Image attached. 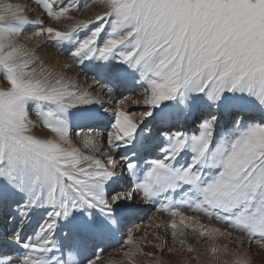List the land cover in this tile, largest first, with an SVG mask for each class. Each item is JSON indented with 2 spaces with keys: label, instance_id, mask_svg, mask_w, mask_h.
<instances>
[{
  "label": "snow or ice",
  "instance_id": "snow-or-ice-1",
  "mask_svg": "<svg viewBox=\"0 0 264 264\" xmlns=\"http://www.w3.org/2000/svg\"><path fill=\"white\" fill-rule=\"evenodd\" d=\"M94 2L99 11L78 19L88 3L34 0V19L31 3L0 0V264H190L181 253H197L195 264H255L264 258V0ZM36 38L72 63L46 66ZM74 67L109 91L141 90V99L122 96L139 114L113 109L107 153L92 128L73 143L79 121L107 111L68 75ZM188 120L195 130H171ZM150 125L163 141L141 166L156 139ZM149 204L171 218V243L128 235L121 259L105 260L98 242ZM190 234L209 242L207 261ZM225 237L234 249L216 243Z\"/></svg>",
  "mask_w": 264,
  "mask_h": 264
},
{
  "label": "rangeland",
  "instance_id": "rangeland-1",
  "mask_svg": "<svg viewBox=\"0 0 264 264\" xmlns=\"http://www.w3.org/2000/svg\"><path fill=\"white\" fill-rule=\"evenodd\" d=\"M70 1L71 0H69V2ZM85 3H88V7H82L79 12L74 13V15L78 19L79 18H90V17L94 16L97 11H99L94 0H92V2H89V0H81L79 5H83ZM29 15H32V17L34 19L40 16L39 11L38 12L36 11V13L34 15H33V13H29ZM53 23H55V22H53ZM62 23L63 22H61V24ZM32 35H33V31L31 29L25 33L26 37H31ZM31 47H33L37 50L38 55H40L43 58L44 64L46 66L55 65V66L59 67V66H62L64 64H67L68 62L72 63L67 52H61L58 49H56L55 47H52L50 45V43L48 41L44 40L43 38H36L35 40H33L31 42ZM75 68L82 70V72H84L83 74L88 79L87 82L88 81H90V82L96 81L95 83L98 85L97 87H100V85H101V88H102V86L108 87V85L103 80H94L93 74L90 71H88L87 69H81L79 67H74V69ZM68 75L80 87L85 88V89L91 91L94 95H96V93H95L96 86L94 87L92 85H87L85 82L83 83V81H81V77L76 78L74 76V74H72V72H69ZM7 86H8L7 83L3 80L2 77H0V88L7 87ZM112 93L117 94L118 98L113 99L112 101L104 100V108H107L106 112L103 111V109H101L100 114H99V118L79 121L77 123V129H84V133H82V135L87 134V130L89 128H92L96 131L102 130L105 133L107 131H109L108 128H110L109 126L112 125V123L114 121V116H113V109L114 108L124 107V108H127L129 111L136 112L137 114H139V112L143 111V108L141 106H138V105L132 103L130 100L122 99V96H128V95H130L133 100L141 99V90L138 89L135 92H130L127 88H119L116 91H111V94ZM34 118H35V115H33V119ZM181 125H182V122L177 123L174 125V127H171V130L172 131L180 130V131H184L187 133V132L195 130V128H196V123L194 122V120H188V122L186 124L187 126L184 128L181 127ZM150 127H153V132L151 133V135L156 137L157 140L155 139V143L150 147L151 149L149 152H146L144 150L140 151L139 163L141 166H143L146 159L154 158V156L157 154V145H159L163 141V137L157 135L159 132V128L151 126V125H150ZM37 134L43 137V136H47L48 132L45 129H39V130H37ZM146 135H147V133H146ZM80 139H81V137L76 136L75 131H74L73 143L75 146H77V147L82 146L80 143ZM104 141H105V137H103V142ZM123 151L124 150L121 149V152H123ZM118 158H120V153H119ZM177 199H179V197H177ZM146 206H147V211H146L147 212V218L145 219V217H144L143 220L144 219H145L144 221H149V220L152 221L153 220L152 223L150 224V226L145 227V228H143V229H141L135 233H131V231H129L132 229L133 226L138 224L140 221L142 222V217H140L142 211H139V213L136 212L131 217L129 216L127 219H125L123 221L122 228H121V231L119 233H117L115 236H111L109 238H106L102 242H98L100 244V248L103 249L102 256L105 260H107L110 257L114 258L117 261H119L121 259V257L117 254L119 253L120 248L122 246V241H124L128 235H134L138 241H143L144 243H147V242L163 243L165 240H167L169 242V244L171 243V228L166 226L167 222L171 218L166 213H161L157 210L159 208V204H157V205L149 204ZM146 206H144V208ZM185 214L186 215H196L201 223H204L206 225L219 227L222 231H224L226 233L231 232L233 237L239 236V233H236L232 229L227 228L225 225H223V224H221L215 220H209L208 218H206L202 215L192 213V212H186ZM40 219H41V217L39 215L36 216V219L33 221L32 226L30 228H28V230H27V235L30 236L32 234L33 230L36 228V225L40 221ZM176 219L179 220V217H177ZM186 231H188L190 233V229H188ZM157 234L160 236V240H158V241L154 239V236ZM56 238L58 240L62 239V234L57 233ZM240 238L246 239V237H240ZM188 243L192 244L193 247L197 248L198 254L201 256L202 260L207 261L210 258V253L208 251L209 242H207L206 238L200 239L199 243H197V240H196L194 234H190L189 238H188ZM216 243L220 246H224L225 244H227L230 249H234V245L232 244L231 240L228 237L218 239L216 241ZM150 250H151L150 247H145V251H150ZM92 251H93V245L91 243H89L87 255H91ZM195 254H197V253H193V254L181 253L177 256V259H181V260L182 259H189L190 264H195V262L191 261V259H190L191 256L195 255ZM137 259H139V258H137ZM101 264H102V262H101ZM145 264H148L147 260H145ZM255 264H264V258H257L255 260Z\"/></svg>",
  "mask_w": 264,
  "mask_h": 264
},
{
  "label": "bare ground",
  "instance_id": "bare-ground-1",
  "mask_svg": "<svg viewBox=\"0 0 264 264\" xmlns=\"http://www.w3.org/2000/svg\"><path fill=\"white\" fill-rule=\"evenodd\" d=\"M19 2H21V3H23V4H32V7H34V8H36L37 10V12L39 11L38 10V6L34 3V0H19ZM71 3H74V4H76V5H79L80 4V2H81V0H71L70 1ZM36 13V12H35ZM39 14L40 15H42V13H40V11H39ZM37 15V14H36ZM64 54V53H63ZM68 60V59H67ZM68 63H70V62H68ZM72 74H74V76L76 77V78H80L81 77V81H83V83L85 82L87 85H92V86H96V89H95V93H96V95H99V96H102L103 97V99L104 100H106V101H112L113 99H116V98H118V95L117 94H111V91H109L108 90V87L107 86H102V88H101V85H100V87H97L98 85L95 83V82H90V81H88L87 82V78H86V76L83 74L84 72H82V70H79V69H77V68H73L72 69ZM86 79V80H85ZM91 79V78H90ZM92 80V79H91ZM98 83V82H97ZM104 85V84H103ZM127 102V101H126ZM35 119V118H34ZM107 122V121H106ZM114 122V121H113ZM188 122V121H187ZM187 122H182V125H181V127H186L187 125ZM112 125H110L109 127L110 128H108L109 129V131H107L106 133L104 132V131H102V130H94V132H93V135H95V134H99V138H100V143L102 144V145H104V151H105V153H107L109 150H108V148H107V146H106V139H107V137H108V135L110 134V132L112 131V127H111ZM172 127H174V126H172ZM84 133V132H83ZM85 135H87V134H85ZM82 136L83 135H81L80 137H81V139H80V143H81V145H82ZM79 137V136H78ZM103 137H105V141L103 142ZM159 139V138H158ZM157 140V139H156ZM151 147V146H150ZM147 148L146 150H144V151H146V152H149L150 151V149L151 148ZM112 155H114V156H116V158L118 159V161L120 162V163H124V160L122 159V157L120 156V158H118L119 157V153H117V152H115V151H113L112 153H111ZM144 206H146V205H143L142 206V210H140V211H142V213H141V216L140 217H142V222L140 221L138 224H136L135 226H133L132 227V229L131 230H129V231H131V233H135V232H137V231H139V230H141V229H143V228H145V227H148V226H150V224L152 223V221L151 220H149V221H144L146 218H147V206L144 208ZM138 213H139V211H138ZM132 216V215H131ZM130 216V217H131ZM145 217V219L143 220V218ZM36 219V218H35ZM138 219V218H137ZM151 219V218H150ZM154 219V218H153ZM38 220V219H37ZM130 233V232H129ZM88 250V249H87Z\"/></svg>",
  "mask_w": 264,
  "mask_h": 264
}]
</instances>
